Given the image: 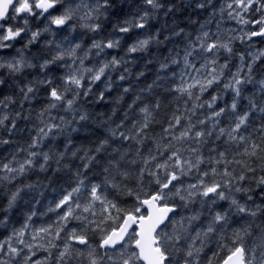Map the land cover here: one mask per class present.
<instances>
[{
    "label": "snow or ice",
    "instance_id": "6c2138e0",
    "mask_svg": "<svg viewBox=\"0 0 264 264\" xmlns=\"http://www.w3.org/2000/svg\"><path fill=\"white\" fill-rule=\"evenodd\" d=\"M97 3L107 6L111 0H97ZM145 3L151 6L153 0H145ZM50 6V0H37L35 4L33 0H0V35L5 30L8 33L0 49H6L11 38L19 34L12 31L13 19L27 21V14L31 13H35L32 15L35 19L40 15L37 9ZM220 12L239 27L229 29L231 34L226 35L220 32L219 25L216 33L201 25L182 56L177 52L160 64L162 71L170 64H183L179 83L166 89L174 94V100L183 101V111L176 108L171 117L162 122L156 119L154 111L162 107L161 102L144 104L139 107L140 119L131 127L123 126L126 131L121 130V125L110 128L111 140L127 142V147L122 151L114 148L108 153L110 138L105 137L95 147L98 155L86 152L80 157L85 162L70 174L69 186L58 192L46 212L41 213H51L55 219L33 228L28 238L29 221L37 215L32 211L19 229L0 240V264H264V220L256 222L258 216L264 215V209H252L233 195L249 192L242 182L250 179L248 173L255 175L257 169L253 164L264 172V99L257 102L249 98V108L243 112L238 107L245 84L258 83L264 94V80L254 81L251 75L256 61L264 59V50L252 55L250 63L240 57V66L226 81H221V77L229 64L218 63L221 54L228 57L234 54L232 43L235 40L264 39V0H225ZM138 15L125 18L120 24L121 33L128 32L132 25L143 30L145 17H139L137 23ZM55 23L63 24L64 17H58ZM103 47L111 49L113 45L108 42ZM131 51L134 52L135 47ZM65 54L78 55L74 48L62 53ZM194 55L203 59L199 67L190 61ZM61 62L74 67L76 64L75 60ZM79 62L84 72L104 71L96 66L88 68L82 59ZM245 68L247 74L242 78ZM96 78L99 79V75ZM70 82L79 84L80 81L73 76ZM220 83L225 91L232 93L231 104L225 103L223 107H218L219 95L205 97L209 88L218 87ZM152 87L149 85V90ZM64 91L71 92V89ZM47 93L54 101L66 100L70 107L74 103L59 94L56 87L48 88ZM5 103L6 98L0 99V107ZM55 108L56 104L49 103L39 112V124L27 147H19L7 161L0 160V183H11L37 166L42 172L48 169L51 154L36 149L62 131L55 122L56 117L50 115ZM204 109V118L197 116L198 110ZM257 112L260 127L246 135L252 116ZM225 117L228 118L226 127L222 119ZM154 124L162 128L155 134ZM16 128L13 118L0 116V145L10 143L2 133L11 136ZM222 139L223 150L208 147L209 155L205 156L203 149ZM105 153H108L107 158L101 155ZM72 155L75 157L77 153ZM62 159L63 155L59 154L56 164ZM90 171L96 182L89 179ZM193 173L195 182L185 185L184 178L192 177ZM255 182L264 185V175ZM19 193L20 189L11 193L8 209L14 206ZM248 199L251 200V196ZM220 201H227L228 209L217 210ZM193 204H199L200 208L192 209ZM183 210L193 214L184 215ZM205 212L206 223L201 220ZM233 214L251 219L229 232ZM4 222L0 219V224ZM213 240L216 248L209 256L205 249Z\"/></svg>",
    "mask_w": 264,
    "mask_h": 264
},
{
    "label": "trees",
    "instance_id": "16d2710c",
    "mask_svg": "<svg viewBox=\"0 0 264 264\" xmlns=\"http://www.w3.org/2000/svg\"><path fill=\"white\" fill-rule=\"evenodd\" d=\"M162 1V0H161ZM168 2L169 0H165ZM176 1V0H175ZM118 7L121 9L119 17L127 18V16L132 12L128 0L126 4L119 5V0H115ZM177 6L175 3L174 8L162 18L161 13L156 14L149 20L148 27L155 28L156 26L161 30L160 31V40L164 41V45L160 44L157 46H152L149 49L147 56L143 53H133L130 54L127 59L129 61L125 67H128L132 73L129 76V79L123 82H119L122 86L132 85L133 91L126 94L123 101V108L121 111L117 112L116 117L114 118V123H112L111 128H116L117 125H121V130H127L124 128V125L131 127L133 123L140 119L139 107L144 104H155L157 101H160L162 107L159 110H154L156 114V119L160 121H166L171 117V113L176 109L180 108L183 111L184 104L183 101L174 100V94L166 91L167 87H175L179 83L180 72L183 68V64L169 65V68L166 70L160 69L161 62L165 61L166 57L175 56L177 52L183 55L184 49L186 46L196 38L197 27L200 25V20L198 16L199 12L194 8H186L181 5ZM118 17V19H119ZM111 26V25H110ZM108 29V25L106 26ZM176 32H180L181 35H175ZM163 34V35H162ZM166 36H165V35ZM164 37V39H162ZM165 37H168L165 40ZM253 45H250L247 50H243L245 46L244 42L234 41L232 47L235 55L232 57H227L225 54H221L218 63H228L229 68L225 70V75L221 77V81H226L231 78V73L237 71V68L240 66V56L242 55L245 58V63L251 62V51L258 52L264 50V45L258 41H253ZM128 38H126L123 47L120 51L117 52V56H124V49L127 47ZM168 43V44H167ZM164 46V47H163ZM236 46V47H235ZM111 53V52H110ZM111 55H116L111 53ZM151 59V63H147V60ZM190 61L197 67L203 63V59L200 56H193L190 58ZM226 61V62H225ZM90 64V61L88 62ZM178 68V69H177ZM57 75L62 73V69H53ZM141 71H145L144 76H139ZM123 73V67L118 70L116 74L113 75V80H116L118 75ZM171 74V75H170ZM247 74V69L241 73V76ZM254 81H259L264 78V59L258 60L253 65V72L251 73ZM31 79V75L28 76ZM172 81L176 83L173 84ZM155 82V83H154ZM87 85V82H85ZM153 85L149 90L148 86ZM99 85H97L94 91H98ZM122 92V87L114 88L113 92L107 93L106 96L112 98L115 93ZM11 94L7 87H0V99H3L5 96ZM48 95L47 89L42 88L40 93V99L35 101L32 105L25 103L24 111L21 113V117L28 116L29 112L33 109L40 110L44 104H46V96ZM210 95H219L222 96V100H218V107H223L225 103L230 105L232 101V93L225 91L223 89V83H220L219 86H213L209 88L208 92L205 93V97H210ZM137 96H140L141 99L137 100L133 105L131 110L128 109V105L132 104L133 100ZM249 98L259 102L264 99V94L259 90L258 83H248L243 86L242 97L238 98V107L241 112L248 110L249 108ZM90 99V98H89ZM14 108L19 109L18 105H14ZM92 109V105L88 106ZM111 105L101 102L96 105L93 109V115L95 119L86 125H80V131L72 132L71 128L67 132H58L55 138H49L40 145L37 151L49 152L53 155V160L50 162V166L47 171H40L38 166L35 170H29V172L18 177L16 180H13L11 183L4 182L0 183V219H3L5 222L0 224V240L7 239L12 235L14 229H19L23 223H25L26 217L32 212L35 211L37 215L32 218V221H29L30 227L27 230L28 238L33 228H39L42 225H46L51 222L52 219H55L54 215L45 213L48 205L51 201L56 199L58 192L63 191L64 188L69 186L68 182L70 179V174L75 173L77 167H81L84 160H81L80 157L84 156L85 153L96 156L98 155L95 152V147L99 142L105 137L110 138L108 124L101 122L100 113L104 114L106 118L110 113ZM204 110H198L197 116L204 118ZM129 112L131 114H129ZM35 115V113H33ZM52 116L57 117L55 120L56 123H59V116L64 115L63 113H57L53 110ZM196 117H193L195 120ZM224 120L223 126H227L228 118H222ZM37 121L35 119H24L20 118L17 120V128L14 130L11 136L7 132H3L2 135L5 139H9L10 143L8 145L0 146V160L7 161L11 159L12 153L17 151L19 147H27V144L30 142L31 136L35 134ZM111 123V122H109ZM75 124V122L73 123ZM261 124L260 114L257 112L252 116L250 121V127L245 133L246 135L253 133V130L259 128ZM163 126H167L166 123ZM87 128L88 131L84 129ZM162 130L160 124L153 125V134L158 133ZM71 139V147L68 149L67 153L61 160L60 164L57 165L55 160L59 153L65 151V144L68 140ZM187 147V145H185ZM127 147V142L111 140L108 146V153H112V149H118L120 151L124 150ZM208 147H218L219 150H223V139L216 141L213 144L206 146L203 151L205 156L209 155L207 148ZM235 147V146H234ZM242 151V149H240ZM75 151L77 155L73 157L71 153ZM108 153L101 154L107 158ZM234 152L230 153L229 158ZM23 154H21V158ZM239 159V157H237ZM251 163V161H250ZM66 166V167H65ZM91 167V166H90ZM204 167H207L205 165ZM233 167H237L233 165ZM255 167L256 173L253 176L252 173H248L250 179L247 182H242L243 186L249 188L247 194L244 193H233V195L239 200L241 204L256 209L257 207L264 209V185H258L255 181L259 179L261 175H264V172L260 170L257 164H253ZM239 170V169H238ZM95 171V169L93 170ZM195 173L192 177H185L184 183L187 185L189 182H195L194 179ZM88 177L92 182H96V178L93 176V172H88ZM27 185H32L33 187L29 188ZM20 189L18 199L16 200L14 206L11 209H8V200L13 191ZM248 196H251V200L248 199ZM192 209L196 210L200 208L199 204H193L190 206ZM228 209L227 201H220L216 206L217 210ZM6 210V211H5ZM234 212V209L232 210ZM184 215L193 214L188 210H183ZM205 215L201 217V220L205 223L207 222ZM251 219L250 217H244L241 215L233 214L230 218V227L237 228L240 225L244 224L246 220ZM261 220H264V215L258 216L257 223H260ZM200 221L196 222V225H199ZM195 226V225H194ZM194 234V233H193ZM251 243V242H250ZM216 248L215 241H209L205 251L209 256H211V250ZM38 255H44L43 253H38Z\"/></svg>",
    "mask_w": 264,
    "mask_h": 264
},
{
    "label": "clouds",
    "instance_id": "9594fccd",
    "mask_svg": "<svg viewBox=\"0 0 264 264\" xmlns=\"http://www.w3.org/2000/svg\"><path fill=\"white\" fill-rule=\"evenodd\" d=\"M36 2L37 0H33L34 4ZM120 2L123 3V0H120ZM189 2L191 3L192 0H189ZM50 4L51 6L46 9H37L40 15L35 18L36 26L33 25L30 19L35 13L27 14V21L19 19L11 21L13 33L18 32L19 34L11 38L6 49H0V73H2L0 75V87H7L11 93L4 97L6 98V103L0 107V116L7 115L13 118L16 123L20 119L21 113L25 110V103L32 105L40 99L42 88L56 87L59 94L74 101L72 106L70 107L66 100L54 101L47 95L46 104L38 111L35 109L30 111L24 119H35L38 125L39 112L47 107L49 103H53L57 105V108L53 110L64 114L59 116L58 124L60 129H62L60 132H67L69 128H71L72 132H78L80 131L78 126L86 125L95 119L93 109L96 105L104 102L111 105L110 113L106 118H104L103 113L98 115L101 116V122L108 124V127L111 128L112 123L115 122L114 118L117 112L123 108L125 95L133 91L131 84L122 86L119 83L128 80L129 76L132 75L130 69L125 67L129 63L127 57L133 53H143L147 56L150 47L164 43V41L159 39V29L156 34H149L147 25L149 20L166 6L161 0H153L151 6H147L145 0H140V4L143 7L134 6V10L139 14L136 17L137 23H139V17H145L143 21V30L145 31L138 34L135 39L128 43L124 49V56L118 57L117 55L109 56V51H120L128 34L140 29L132 25L129 26L128 32L121 33L120 24L124 23L125 18L119 17L121 9L115 0H111V3L107 4V6L104 4L98 5L97 0H74V2L73 0H50ZM172 7L169 6L167 11L170 12ZM195 7L204 8L206 5L201 0V2L195 3ZM53 9L58 10L53 11ZM164 15H167V12ZM58 17H64L63 24L55 23ZM127 18L131 19V17ZM89 24L90 26H88ZM108 24H111L110 30L106 28ZM106 32L107 34H105ZM7 38L8 33L5 30L4 34L0 35V44ZM167 39L168 37H165V40ZM89 40L90 43H86ZM17 41H22V43L18 44ZM235 41L241 40L237 39ZM108 42L113 45L111 49L103 47ZM134 47L135 51L132 52L131 50ZM69 48L76 49L78 55H62V53H67ZM255 53L257 52L251 53V55ZM240 57L243 56L241 55ZM81 59L88 68L96 66L97 69L103 68L104 71L84 72L79 62ZM62 60H75V67L71 63L67 65L62 63ZM89 61H91V64L88 63ZM151 62V59L147 60V63ZM122 67L123 73L119 74L116 80H113V75ZM54 68L62 69L63 71L60 75H57L53 70ZM75 69L81 70L76 72ZM29 75H31V79L28 78ZM97 75H99V79L96 78ZM144 75L145 71L139 73V76ZM73 76L79 79V84L70 82ZM261 80H264V78ZM85 81H87V85H85ZM97 85L100 87L98 91H94ZM120 87H122V92L115 93L112 98L106 96L107 93L113 92L114 88ZM67 88H70L71 92H65L64 89ZM80 93H83V95ZM137 97L132 104L128 105L129 110L133 108L137 100L141 99L140 96ZM222 99L223 97L220 96L219 100ZM14 105H18L19 109L14 108ZM89 105H92V109L88 107ZM129 114L131 113L129 112ZM81 117L84 118L81 119ZM62 121L68 123L65 124ZM72 121H75V124ZM84 130L88 131L87 128ZM71 143L72 141L69 139L65 144V151L59 154L64 157L71 147ZM53 158V155H51V160ZM259 259V256H257L256 260L259 261Z\"/></svg>",
    "mask_w": 264,
    "mask_h": 264
},
{
    "label": "rangeland",
    "instance_id": "374dc122",
    "mask_svg": "<svg viewBox=\"0 0 264 264\" xmlns=\"http://www.w3.org/2000/svg\"><path fill=\"white\" fill-rule=\"evenodd\" d=\"M138 2L140 3V1H138ZM220 9H221V8H220ZM220 9H218L217 11H218V13H220V15H221ZM135 14H136V13H135ZM216 22H217V24L219 25V30H220V32H221V33H224V34H226V35L231 34V33L228 32L229 29H231V28H238V27H239V26L236 24L235 21H233V20H229L226 14H224V16L221 15V16L216 20ZM200 30H201V28H200ZM200 30H199V31H200ZM205 30L210 31L211 33H216V32H217V27L213 28V30H210V29H209V26H208V25H205ZM244 43H248V42H244ZM250 45H253V42H252V41L250 42ZM34 49H35V47H34ZM247 49H248V48L246 47L245 50H247ZM251 53H254V52L251 51ZM225 55L227 56V54H225ZM234 55H235V53H234ZM227 57H228V56H227ZM230 57H232V55H231ZM256 62H257V61H256ZM90 64H91V61H90Z\"/></svg>",
    "mask_w": 264,
    "mask_h": 264
},
{
    "label": "flooded vegetation",
    "instance_id": "af4514ba",
    "mask_svg": "<svg viewBox=\"0 0 264 264\" xmlns=\"http://www.w3.org/2000/svg\"><path fill=\"white\" fill-rule=\"evenodd\" d=\"M138 1H140V0H128V4L130 5L131 11L134 10V6L138 5V6L142 7V5ZM123 2L124 3H122V4H126L125 0H123ZM202 2L206 5V7H204V8L208 11V10H212V9L221 8V6L225 3V0H214V1L210 0V2H209V0H202ZM122 4L120 3L119 5H122ZM170 6H174V4L172 3V4H170ZM166 9H167V6L162 10H166ZM30 19L32 20L33 25L36 26L35 25V19H33V18H30ZM17 43L20 44V43H22V41H18ZM9 51H11V50H9Z\"/></svg>",
    "mask_w": 264,
    "mask_h": 264
},
{
    "label": "bare ground",
    "instance_id": "6f19581e",
    "mask_svg": "<svg viewBox=\"0 0 264 264\" xmlns=\"http://www.w3.org/2000/svg\"><path fill=\"white\" fill-rule=\"evenodd\" d=\"M120 2V1H119ZM125 2H126V0H125ZM124 3V2H123ZM161 34V33H160ZM163 35V34H162ZM165 35V34H164ZM166 36V35H165ZM161 39V38H160ZM162 39H164V37L162 38ZM168 44V43H167ZM162 45H164L163 43H162ZM158 47V46H157ZM164 47V46H163ZM236 47V46H235ZM226 62V61H225ZM222 63V62H221ZM178 69V68H177ZM171 75V74H170ZM105 118V117H104Z\"/></svg>",
    "mask_w": 264,
    "mask_h": 264
}]
</instances>
